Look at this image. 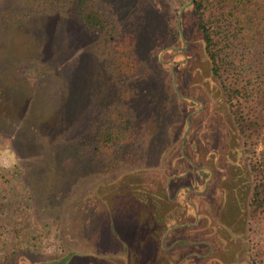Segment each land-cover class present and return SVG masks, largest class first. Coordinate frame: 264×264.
Returning <instances> with one entry per match:
<instances>
[{
	"label": "rangeland",
	"instance_id": "obj_1",
	"mask_svg": "<svg viewBox=\"0 0 264 264\" xmlns=\"http://www.w3.org/2000/svg\"><path fill=\"white\" fill-rule=\"evenodd\" d=\"M94 2L133 71L72 0H0V263L249 264L248 160L190 0ZM121 115L137 140L104 151Z\"/></svg>",
	"mask_w": 264,
	"mask_h": 264
},
{
	"label": "trees",
	"instance_id": "obj_2",
	"mask_svg": "<svg viewBox=\"0 0 264 264\" xmlns=\"http://www.w3.org/2000/svg\"><path fill=\"white\" fill-rule=\"evenodd\" d=\"M191 6L211 73L221 84L227 110L242 139L252 178L246 256L249 264H264V148L257 150L264 133V0H192ZM72 10L87 31L106 36L118 51L117 70L130 72L136 68L137 56L130 36L110 29L94 0H72ZM95 137L104 151H123L137 140L138 128L131 118L121 115L106 121ZM1 207L0 204V212ZM3 231L18 232L0 217V232ZM12 252L0 264H9Z\"/></svg>",
	"mask_w": 264,
	"mask_h": 264
},
{
	"label": "water",
	"instance_id": "obj_3",
	"mask_svg": "<svg viewBox=\"0 0 264 264\" xmlns=\"http://www.w3.org/2000/svg\"><path fill=\"white\" fill-rule=\"evenodd\" d=\"M190 2L192 3V0H190Z\"/></svg>",
	"mask_w": 264,
	"mask_h": 264
}]
</instances>
